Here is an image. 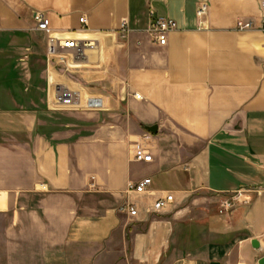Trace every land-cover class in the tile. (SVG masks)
<instances>
[{
    "label": "crops",
    "instance_id": "crops-1",
    "mask_svg": "<svg viewBox=\"0 0 264 264\" xmlns=\"http://www.w3.org/2000/svg\"><path fill=\"white\" fill-rule=\"evenodd\" d=\"M202 2L208 13L199 18ZM150 7L178 23L166 45L145 31ZM36 11L57 31L98 40L84 67L58 78L102 96V111H76L85 113L68 121L49 108ZM124 18L134 27L126 40L117 32ZM147 133L152 161H135ZM146 177L147 192H127L129 181ZM257 188L258 0H0V264H260L264 191L219 213L233 192ZM168 192L173 202L155 210ZM127 203L137 215L121 209Z\"/></svg>",
    "mask_w": 264,
    "mask_h": 264
},
{
    "label": "built area",
    "instance_id": "built-area-1",
    "mask_svg": "<svg viewBox=\"0 0 264 264\" xmlns=\"http://www.w3.org/2000/svg\"><path fill=\"white\" fill-rule=\"evenodd\" d=\"M264 22V0H258ZM208 13V5L202 2L196 9V15L199 18H204ZM150 21L146 27V33L151 37L154 43L159 45H166L168 43L169 34L178 28L176 20L167 16H155L154 10L150 7L149 11ZM34 21L36 23L35 29L44 32L46 35V58L48 65V106L51 110H70V111H102L105 108L104 99L102 96L93 95L86 92L83 86H72L65 83L58 78L59 76H73L77 71L84 67L90 58V54L96 51L99 46L97 39L91 36H84L85 31L80 33L57 31L52 28L50 19L43 11H36L34 13ZM79 22L86 27L88 19L86 15L79 18ZM238 27L241 29L253 27V22H238ZM84 29V28H83ZM134 31L130 20L124 18L121 20L117 32L121 39L126 40ZM140 98L138 94H135ZM151 137L150 134H145L143 141L137 142L134 147V160L138 162L152 161V153L150 148L145 144ZM152 183L150 177H146L139 181H129L127 185V192L143 194L148 191ZM250 191H255L261 194L264 188H257L253 190L240 189L233 192L222 200L219 205V213L221 215H228L233 212L238 202L244 200V196ZM174 195L171 192L158 199L154 203V209L160 210L167 204L173 202ZM132 216L137 215V209L133 204H126L121 208Z\"/></svg>",
    "mask_w": 264,
    "mask_h": 264
},
{
    "label": "rangeland",
    "instance_id": "rangeland-1",
    "mask_svg": "<svg viewBox=\"0 0 264 264\" xmlns=\"http://www.w3.org/2000/svg\"><path fill=\"white\" fill-rule=\"evenodd\" d=\"M56 112H59L62 115V117H64L65 120H68V121H69V119H70L71 116L72 117H78L79 115L85 113V112H76V111L75 112H72V111H69V110H58Z\"/></svg>",
    "mask_w": 264,
    "mask_h": 264
},
{
    "label": "water",
    "instance_id": "water-1",
    "mask_svg": "<svg viewBox=\"0 0 264 264\" xmlns=\"http://www.w3.org/2000/svg\"><path fill=\"white\" fill-rule=\"evenodd\" d=\"M149 130L151 133L156 134L158 128H157V126H154V127H151ZM260 264H264V257L261 259Z\"/></svg>",
    "mask_w": 264,
    "mask_h": 264
},
{
    "label": "bare ground",
    "instance_id": "bare-ground-1",
    "mask_svg": "<svg viewBox=\"0 0 264 264\" xmlns=\"http://www.w3.org/2000/svg\"><path fill=\"white\" fill-rule=\"evenodd\" d=\"M84 36H87L88 34L87 33H85V34H83Z\"/></svg>",
    "mask_w": 264,
    "mask_h": 264
}]
</instances>
